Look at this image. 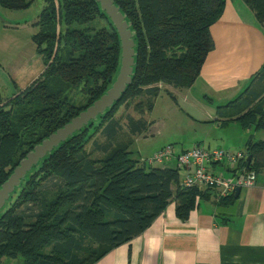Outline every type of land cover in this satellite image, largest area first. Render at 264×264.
Instances as JSON below:
<instances>
[{"label":"trees","instance_id":"1","mask_svg":"<svg viewBox=\"0 0 264 264\" xmlns=\"http://www.w3.org/2000/svg\"><path fill=\"white\" fill-rule=\"evenodd\" d=\"M243 1L263 25L264 0ZM114 2L134 33L132 83L99 116L95 131L97 121H92L21 182L0 217V264L7 258L22 264H96L143 234L172 200L182 220L201 202L222 209L238 201L236 193L213 200L211 188L186 187L177 165L133 159L131 141L115 142L124 128L132 137L155 131L156 122L144 115L154 109L162 90L177 100L178 93L195 85L215 48L211 29L224 15L227 0ZM32 3L0 0L10 10ZM36 26L33 39L43 71L12 97L0 96V189L29 153L105 95L121 69V37L98 0H46ZM126 98H141L135 105L141 117L128 115L125 126L110 113ZM217 109L222 123L264 130V63L239 96ZM247 147L241 166L258 176L264 170V140L251 137ZM218 216L224 218L221 212Z\"/></svg>","mask_w":264,"mask_h":264},{"label":"crops","instance_id":"2","mask_svg":"<svg viewBox=\"0 0 264 264\" xmlns=\"http://www.w3.org/2000/svg\"><path fill=\"white\" fill-rule=\"evenodd\" d=\"M211 30L215 48L195 85L200 84L204 97L225 105L246 89L264 63V25L243 0H227ZM96 264H264V170L254 187L242 190L234 207L201 202L182 220L176 201H170L143 234Z\"/></svg>","mask_w":264,"mask_h":264},{"label":"rangeland","instance_id":"3","mask_svg":"<svg viewBox=\"0 0 264 264\" xmlns=\"http://www.w3.org/2000/svg\"><path fill=\"white\" fill-rule=\"evenodd\" d=\"M32 1L29 8L24 10H10L0 6V96L3 99L26 88L45 67L43 56L38 53L33 38L38 32L36 23L46 0ZM257 87L258 90L263 89L262 84ZM78 97L81 98L80 95ZM140 100L123 99L110 114L120 118L126 126L128 115L141 117L135 108ZM126 102H131V105L127 107ZM218 106L219 103L203 96L200 84L178 93L177 100L164 89L157 97L154 109L146 111L144 115L146 119L156 122L155 131L132 137L124 128L115 142L131 141V157L141 161L152 158L169 144L188 148L198 143L208 148H229L247 154L249 138L264 140V130H244L237 122L226 124L220 118L216 120L219 117ZM95 121L93 131L98 128L102 118L98 117ZM93 141L88 145L89 150L93 147ZM95 155L100 154L95 152ZM4 264H22V261L7 258Z\"/></svg>","mask_w":264,"mask_h":264},{"label":"water","instance_id":"4","mask_svg":"<svg viewBox=\"0 0 264 264\" xmlns=\"http://www.w3.org/2000/svg\"><path fill=\"white\" fill-rule=\"evenodd\" d=\"M102 9L107 13L112 23L118 29L122 41V64L120 73L113 86L94 104L75 117L70 123L52 134L20 163L14 170L10 178L0 189V217L7 203L25 179L28 173L38 165V163L51 153L56 147L67 141L71 136L84 129L99 116L105 114L112 108L125 93L127 87L132 83L134 67L136 63V42L130 23L125 14L117 6L114 0H98ZM252 155L249 156V163ZM242 189L236 190V197L239 198Z\"/></svg>","mask_w":264,"mask_h":264},{"label":"built area","instance_id":"5","mask_svg":"<svg viewBox=\"0 0 264 264\" xmlns=\"http://www.w3.org/2000/svg\"><path fill=\"white\" fill-rule=\"evenodd\" d=\"M244 158V153L228 148L199 145L183 150L177 145L169 144L147 162L173 163L182 171V183L186 187H208L215 192L213 198L222 199L235 194L239 187L243 190L256 185V173L241 166Z\"/></svg>","mask_w":264,"mask_h":264}]
</instances>
